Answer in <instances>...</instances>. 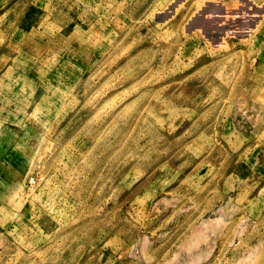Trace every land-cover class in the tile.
<instances>
[{
	"label": "rangeland",
	"instance_id": "rangeland-1",
	"mask_svg": "<svg viewBox=\"0 0 264 264\" xmlns=\"http://www.w3.org/2000/svg\"><path fill=\"white\" fill-rule=\"evenodd\" d=\"M0 264H264V0H0Z\"/></svg>",
	"mask_w": 264,
	"mask_h": 264
},
{
	"label": "built area",
	"instance_id": "built-area-1",
	"mask_svg": "<svg viewBox=\"0 0 264 264\" xmlns=\"http://www.w3.org/2000/svg\"><path fill=\"white\" fill-rule=\"evenodd\" d=\"M30 184L31 185H35L36 184V179L35 178H32L31 181H30Z\"/></svg>",
	"mask_w": 264,
	"mask_h": 264
}]
</instances>
